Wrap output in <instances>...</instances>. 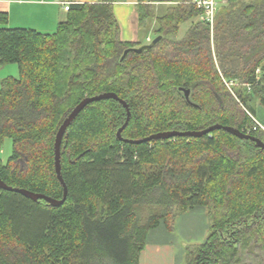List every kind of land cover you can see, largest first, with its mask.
<instances>
[{
	"label": "trees",
	"instance_id": "16d2710c",
	"mask_svg": "<svg viewBox=\"0 0 264 264\" xmlns=\"http://www.w3.org/2000/svg\"><path fill=\"white\" fill-rule=\"evenodd\" d=\"M116 1L72 3L53 34L9 29L0 14V66L18 71L0 83V153L5 139L12 144L0 157L5 185L60 201L57 131L81 101L106 93L129 108L123 140L220 125L264 143L250 107L257 99L264 108V0H227L212 29L198 21L180 40L171 37L202 10L171 0L157 19L160 41L123 60L141 44L119 41ZM151 17L139 7L140 28ZM125 121L121 104L102 100L68 127L62 206L0 189V264H139L147 233L160 224L172 232L196 207L209 228L185 247L184 264H264V150L222 130L134 145L117 138Z\"/></svg>",
	"mask_w": 264,
	"mask_h": 264
},
{
	"label": "crops",
	"instance_id": "0c3cea01",
	"mask_svg": "<svg viewBox=\"0 0 264 264\" xmlns=\"http://www.w3.org/2000/svg\"><path fill=\"white\" fill-rule=\"evenodd\" d=\"M226 1L216 0L218 9L223 8ZM60 2L83 5L96 3L97 0H47L45 3L36 0H0V14H6L5 27L9 29H30L42 34H53L68 12ZM176 4L171 0H162L160 3L152 0H117L112 4V13L118 26L119 41L140 43L141 46L148 44L155 38L157 19ZM139 7H150L153 11V17L149 18L145 29L139 27ZM201 16L181 24L177 34L171 38L180 40L191 25L201 21ZM184 26L185 31L178 36ZM17 75L15 65L0 66V83L7 77ZM250 107L254 112L252 119L264 128V108L257 99L251 101ZM208 228L207 210L204 207H196L177 217L172 232L160 224L147 233L139 264H184L185 247L204 242Z\"/></svg>",
	"mask_w": 264,
	"mask_h": 264
},
{
	"label": "water",
	"instance_id": "95a60500",
	"mask_svg": "<svg viewBox=\"0 0 264 264\" xmlns=\"http://www.w3.org/2000/svg\"><path fill=\"white\" fill-rule=\"evenodd\" d=\"M160 39H161V37L159 36V37L154 38L148 44L142 45L138 48L127 49L124 52L121 60H123L124 57L129 52H135V53L140 54L144 51H148V50L152 49L160 41ZM184 97H185L186 101H188L189 91H187V90L184 91ZM102 100L117 101L119 104H121L123 106V108L126 111V121L123 124V126L117 131V138L120 141H125V142H128L130 144L135 145V144H140V143H144V142H148V141H152V140H170V139L176 138V137L200 138V137L205 136V135H207L213 131L222 130L228 134H231L232 136H234L238 139L250 140L253 143H255L259 149L264 150V143L262 141L255 139V138L249 136L248 134H244V133H242V132H240L234 128L227 127V126H220V125H214V126H211L207 129L199 131V132H163V133H158V134L152 135V136L145 138L143 140H140V141L123 140L121 137V133L123 132V130L128 125V122L130 119L129 108H128L127 104L124 101H122L121 99H119L115 94L106 93V94H101V95H98V96H95L92 98H85L83 101H81L71 111V113L63 121V123L61 124V126L59 127V129L57 131L55 141H54V169H55V174H56L57 180L59 181V183L61 184V186L63 188V198L60 201L53 200V199H51L47 196L41 195V194H34V193L28 192L26 190L11 188V187L5 185L1 180H0V189H2L4 191H8V192L18 193V194L24 196L25 198L32 200L34 202L38 201V200H43L44 202H46L47 204H49L50 206L55 207V208L62 206L63 203L65 202L66 194H67L66 186H65L63 179L61 177V168H60V147H61L62 139H63L65 132L68 129V127L71 125V123L76 119V117L80 114V112L87 105H89L93 102H98V101H102Z\"/></svg>",
	"mask_w": 264,
	"mask_h": 264
},
{
	"label": "built area",
	"instance_id": "2783aa9c",
	"mask_svg": "<svg viewBox=\"0 0 264 264\" xmlns=\"http://www.w3.org/2000/svg\"><path fill=\"white\" fill-rule=\"evenodd\" d=\"M36 1L38 3H45L47 0H36ZM152 1L153 2L157 1L159 3L162 2V0H152ZM192 3L195 4L198 8H200L202 10L201 21L208 24L209 28L212 29L213 25H214V21H215V16H216V13L218 11V5H217L216 0H195ZM60 4L62 5V7L65 11H68L69 7L71 5V3H69V2H60ZM256 75H257L256 81H258L259 80V78H258L259 70H256ZM225 85L229 89L233 85V83L232 82H228V83L225 82ZM246 89L249 90L250 86H246ZM249 116H251V115H249ZM254 122L256 123V126L260 130L264 131V128L260 124H258L255 120H254Z\"/></svg>",
	"mask_w": 264,
	"mask_h": 264
},
{
	"label": "rangeland",
	"instance_id": "374dc122",
	"mask_svg": "<svg viewBox=\"0 0 264 264\" xmlns=\"http://www.w3.org/2000/svg\"><path fill=\"white\" fill-rule=\"evenodd\" d=\"M185 28H186L185 26L181 28L180 33H179L178 36H180L185 31ZM254 100H256V99H253V101ZM262 116L264 117V113L262 114ZM11 148H12L11 140L10 139H5L4 142H3V145H2L1 153H0V157H1L3 163L6 162V160L10 156Z\"/></svg>",
	"mask_w": 264,
	"mask_h": 264
}]
</instances>
